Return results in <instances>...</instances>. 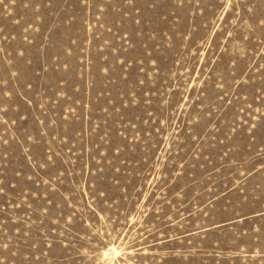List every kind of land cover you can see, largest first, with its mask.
I'll use <instances>...</instances> for the list:
<instances>
[{
	"label": "rangeland",
	"instance_id": "rangeland-1",
	"mask_svg": "<svg viewBox=\"0 0 264 264\" xmlns=\"http://www.w3.org/2000/svg\"><path fill=\"white\" fill-rule=\"evenodd\" d=\"M0 264H264V0H0Z\"/></svg>",
	"mask_w": 264,
	"mask_h": 264
},
{
	"label": "bare ground",
	"instance_id": "bare-ground-1",
	"mask_svg": "<svg viewBox=\"0 0 264 264\" xmlns=\"http://www.w3.org/2000/svg\"><path fill=\"white\" fill-rule=\"evenodd\" d=\"M108 254H109V252H106V253H105V255H108ZM110 254H113V255L116 254V250L113 249V250L110 252Z\"/></svg>",
	"mask_w": 264,
	"mask_h": 264
},
{
	"label": "snow or ice",
	"instance_id": "snow-or-ice-1",
	"mask_svg": "<svg viewBox=\"0 0 264 264\" xmlns=\"http://www.w3.org/2000/svg\"><path fill=\"white\" fill-rule=\"evenodd\" d=\"M231 2V0H229V3Z\"/></svg>",
	"mask_w": 264,
	"mask_h": 264
}]
</instances>
